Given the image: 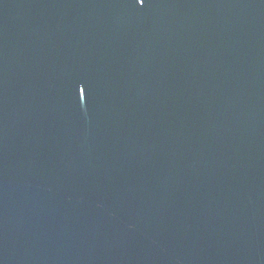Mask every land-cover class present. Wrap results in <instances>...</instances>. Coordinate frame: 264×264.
Masks as SVG:
<instances>
[{
  "label": "water",
  "instance_id": "obj_1",
  "mask_svg": "<svg viewBox=\"0 0 264 264\" xmlns=\"http://www.w3.org/2000/svg\"><path fill=\"white\" fill-rule=\"evenodd\" d=\"M0 264H264V0H0Z\"/></svg>",
  "mask_w": 264,
  "mask_h": 264
}]
</instances>
